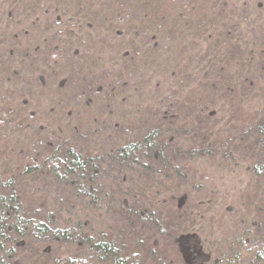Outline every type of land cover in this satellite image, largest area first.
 Returning a JSON list of instances; mask_svg holds the SVG:
<instances>
[{"label": "trees", "instance_id": "16d2710c", "mask_svg": "<svg viewBox=\"0 0 264 264\" xmlns=\"http://www.w3.org/2000/svg\"><path fill=\"white\" fill-rule=\"evenodd\" d=\"M261 15L264 0H0V264L25 252L27 264H164L145 230L173 232L194 264H264V185L251 187L264 184V107L233 125L202 103L224 94L236 48L264 86L242 31L258 36ZM209 163L224 166L222 191H203ZM194 173L205 202L187 190L172 208L164 186L194 188ZM58 186L80 216L42 202ZM104 204L116 221L85 215Z\"/></svg>", "mask_w": 264, "mask_h": 264}, {"label": "rangeland", "instance_id": "374dc122", "mask_svg": "<svg viewBox=\"0 0 264 264\" xmlns=\"http://www.w3.org/2000/svg\"><path fill=\"white\" fill-rule=\"evenodd\" d=\"M240 1H245V0H240ZM239 9L241 8L240 5L237 6ZM261 26L259 25L258 28L256 29L258 32V36H255V34L253 35L254 32V28L252 27H243L242 31L245 34L246 38L242 36V39L245 38L246 39V44L250 43L251 45H249L250 47H247L249 50H251L252 48L256 49V55L253 57L255 58L254 62L255 65H257L256 69L259 70V66H263L264 65V16L261 15ZM250 22V21H249ZM247 22V24L249 23ZM245 29V30H244ZM252 31V33H251ZM245 47V46H244ZM244 47H241L239 51L243 50ZM238 49L236 48L235 50V55L236 57L234 58V61L231 63V68L230 67H226V76H225V81L222 82V88L223 90H225L224 94L221 93V95H213L211 94L209 97L207 98V100H205L204 106H207L208 108H212L213 110H215V113H217L218 115V119H220V115H222L225 119V122L227 123L228 121H233L231 123L236 122L237 120H241L243 122H247L251 120V118L253 117L254 114H256L257 112H259V110H261L264 107V86L262 85H258L257 83L254 82L253 77L254 76V69H251V65L248 62V54L245 55L242 54V58L239 56V52ZM236 59V60H235ZM254 64V63H252ZM239 66V67H236ZM262 86V87H261ZM226 93H230L229 95H227ZM210 110V111H213ZM235 125V123L233 124ZM237 125V124H236ZM215 161V160H214ZM207 165V164H206ZM209 165H212L211 163H209L205 169L207 170V172L204 174L201 173V176L205 177V179H207L208 183L206 185V189H204L203 191L205 192H209L210 190H214L217 189V191H222L224 189L223 187V183L226 182L225 179H227V176H224L223 173H220L223 170H225L223 167L224 166H218V168L220 169H211L209 167ZM210 168V169H209ZM222 168V169H221ZM237 175L240 176L239 179H237L238 181H241L242 183L245 182V179L243 177V171H241L238 167V169L236 170ZM196 173H194V179L190 180L193 185L195 186L194 188H192V184L188 183H178L175 180H173L172 182H176L175 184H167L164 187L166 188V190L168 191L167 196L165 197L167 200H169V202L171 203L170 206L172 208H176L177 209V205H178V201L176 199L178 198H183L182 193L189 190L187 193L189 194V196L187 195V198H185L184 200H188L191 199L194 202H205V198L206 195L205 193H202L201 191H196V177L195 176ZM247 177V176H246ZM203 179V178H202ZM246 181L249 184V179L246 178ZM247 182L245 183V185L243 187H245L247 185ZM261 183H256L253 182L251 183V187L252 186H263L264 184L260 185ZM177 185H179V187H176ZM70 187H63V186H58V187H54L52 188V191L50 192V194L48 195V197H46V199L44 201H42L43 203L46 202L50 208H51V200H55L56 198H60L62 200L65 199V205L68 206L69 210L67 211L69 214L71 215H76V216H80V213L83 210V205L82 203H78L77 206L74 203V199L73 194L71 192V190H69ZM195 189V190H194ZM246 189V188H245ZM254 190L255 188H253L252 194L254 195ZM225 191V190H224ZM250 193V192H249ZM186 194V193H185ZM264 194V193H263ZM262 194V195H263ZM237 195V194H236ZM251 194H248L247 196L249 197L248 199H252L253 200V195L250 196ZM238 196V195H237ZM236 196L235 200H231L230 203H234V209L235 211H237V207H239V205H244V201L245 200H241ZM245 198V197H244ZM56 202V201H55ZM177 204V205H176ZM188 204V202H187ZM108 208H106V207ZM196 206H190L189 209L195 210ZM224 206L218 208L214 215L216 219V221L218 223H222V222H228V218L230 216V214L223 208ZM236 207V208H235ZM60 206L56 209L59 210ZM63 207H61L62 209ZM65 209V207H64ZM37 208L35 207V212H36ZM171 210V214L169 213L168 215V222L172 225H174L175 227H177L178 229H176V238L181 239L182 235L185 234V223L180 224L178 221L176 220V215H175V210L173 209H169ZM239 210H243V209H239ZM80 212V213H79ZM119 210H113L111 209L108 205H102V208L100 207V210L98 211H91V210H87L85 215H87L89 218H94L95 221H100L103 220V218L108 217V219H110V221H116V219H118L119 216ZM62 214V213H60ZM82 216V215H81ZM145 234V238H147L146 242L148 243L149 241H154L157 240V242L159 243V250L158 252H156V256H158L159 260H163L164 264H194V262H191L188 258V254L186 252H184L186 250V248L182 245V244H178L179 240H176L173 238V232L171 234H169L168 236H166L165 238H157L156 234L154 235V232L151 230H145L143 232ZM151 242H149V244H151ZM26 245V244H25ZM25 245L22 246V250H24L23 248H25ZM29 245V244H27ZM30 246V245H29ZM40 248V247H39ZM39 248H37V250H35L34 252H39ZM18 249V250H21ZM30 251V250H29ZM190 252H194V253H199L198 251H196L195 247H193ZM34 254V253H33ZM200 254V253H199ZM199 254H197L196 257L199 256ZM34 258H36V255L34 254ZM29 259V256H27V252L23 253L20 255V257L17 260V264H27V261Z\"/></svg>", "mask_w": 264, "mask_h": 264}]
</instances>
